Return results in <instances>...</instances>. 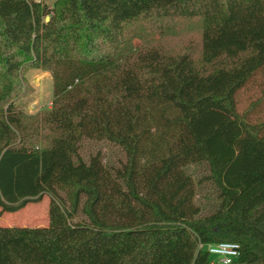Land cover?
Wrapping results in <instances>:
<instances>
[{
	"label": "trees",
	"instance_id": "16d2710c",
	"mask_svg": "<svg viewBox=\"0 0 264 264\" xmlns=\"http://www.w3.org/2000/svg\"><path fill=\"white\" fill-rule=\"evenodd\" d=\"M136 21L197 22L200 45H134ZM30 69L53 81L36 115L16 104ZM259 74L264 0H0V213L50 198L48 225H0V264H210L218 242L264 264V94L237 106Z\"/></svg>",
	"mask_w": 264,
	"mask_h": 264
},
{
	"label": "rangeland",
	"instance_id": "374dc122",
	"mask_svg": "<svg viewBox=\"0 0 264 264\" xmlns=\"http://www.w3.org/2000/svg\"><path fill=\"white\" fill-rule=\"evenodd\" d=\"M127 31L134 45H142L143 40H146L150 45L158 43L169 51H181L187 46L199 47L201 41V27L197 22H181L179 27L168 35L150 34L144 29L143 23L140 21L127 25ZM27 83L30 86V91L16 100L18 107L28 115H36L40 111L50 108L54 99L51 74L43 70L30 69L27 73ZM263 94L264 77L259 74L239 91L237 95L239 111L243 112ZM249 119L253 122L264 120V102L250 114ZM81 151L85 157L101 151L105 162L109 163H115L119 158L125 159L124 153L118 147L105 141L86 139ZM189 170L195 179L203 173V168L200 166L192 165ZM205 188L203 194L205 191L209 192L207 190L211 189V185L206 184ZM199 195H202V192ZM212 198L211 196L209 200ZM199 201L202 202V198H199ZM49 203V196H45L41 201L30 202L18 211L7 212L5 215L0 216V225L46 226L49 224Z\"/></svg>",
	"mask_w": 264,
	"mask_h": 264
},
{
	"label": "built area",
	"instance_id": "2783aa9c",
	"mask_svg": "<svg viewBox=\"0 0 264 264\" xmlns=\"http://www.w3.org/2000/svg\"><path fill=\"white\" fill-rule=\"evenodd\" d=\"M212 256L210 264H230L240 254V245L236 242H218L200 244Z\"/></svg>",
	"mask_w": 264,
	"mask_h": 264
},
{
	"label": "crops",
	"instance_id": "0c3cea01",
	"mask_svg": "<svg viewBox=\"0 0 264 264\" xmlns=\"http://www.w3.org/2000/svg\"><path fill=\"white\" fill-rule=\"evenodd\" d=\"M7 212H4V213H0V216H3V215H5Z\"/></svg>",
	"mask_w": 264,
	"mask_h": 264
}]
</instances>
